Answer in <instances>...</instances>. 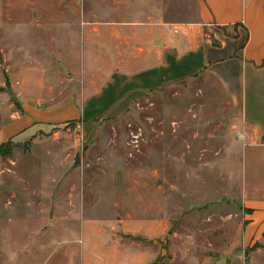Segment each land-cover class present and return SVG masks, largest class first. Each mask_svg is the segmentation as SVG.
Wrapping results in <instances>:
<instances>
[{"label": "rangeland", "instance_id": "374dc122", "mask_svg": "<svg viewBox=\"0 0 264 264\" xmlns=\"http://www.w3.org/2000/svg\"><path fill=\"white\" fill-rule=\"evenodd\" d=\"M149 11L190 24L199 0H0V264H264V237L245 241L256 165L218 82L119 89L148 68ZM32 111L48 122L19 132Z\"/></svg>", "mask_w": 264, "mask_h": 264}, {"label": "crops", "instance_id": "0c3cea01", "mask_svg": "<svg viewBox=\"0 0 264 264\" xmlns=\"http://www.w3.org/2000/svg\"><path fill=\"white\" fill-rule=\"evenodd\" d=\"M147 25L140 31L148 32L144 57L148 68L123 70L116 80L128 79V84L119 89L132 87L129 96L134 101L141 98L138 93L203 73L218 82L240 120L241 156H247L249 167L256 165V200L245 203L253 211L246 219L245 241L259 240L264 237V0H199V18L194 23L169 24L149 11ZM108 89L96 97L103 99L117 87ZM32 112L31 122L17 124L19 132L48 122L39 121L46 114Z\"/></svg>", "mask_w": 264, "mask_h": 264}, {"label": "trees", "instance_id": "16d2710c", "mask_svg": "<svg viewBox=\"0 0 264 264\" xmlns=\"http://www.w3.org/2000/svg\"><path fill=\"white\" fill-rule=\"evenodd\" d=\"M10 146H11V144L6 143L0 147V158L8 157L7 151L10 149Z\"/></svg>", "mask_w": 264, "mask_h": 264}, {"label": "water", "instance_id": "95a60500", "mask_svg": "<svg viewBox=\"0 0 264 264\" xmlns=\"http://www.w3.org/2000/svg\"><path fill=\"white\" fill-rule=\"evenodd\" d=\"M5 77H6V85L7 86H11V81H10V77L8 75V73L5 71Z\"/></svg>", "mask_w": 264, "mask_h": 264}]
</instances>
